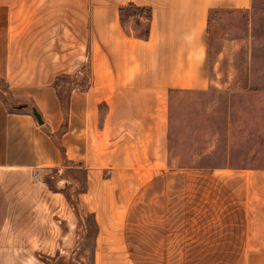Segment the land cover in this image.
<instances>
[{"label": "crops", "instance_id": "obj_1", "mask_svg": "<svg viewBox=\"0 0 264 264\" xmlns=\"http://www.w3.org/2000/svg\"><path fill=\"white\" fill-rule=\"evenodd\" d=\"M251 1L0 0V81L11 97L35 106L51 134L63 123L53 81L89 65L87 88L69 95L60 143L72 168L84 173L79 206L95 218L97 237L106 233L104 248H132V233L143 248L147 233L155 243L170 238V248H178L173 226L117 225L114 218H130L133 202L164 183L171 169V96L210 86V27L246 12ZM128 4L150 9L146 40L122 29L118 10ZM33 120L8 111L0 99V264H44L37 254L53 257L62 224L74 216L63 195L49 191L35 173L60 169L62 156ZM233 171L204 178L219 185L220 201L228 195L234 205V212L220 215L233 218L238 239L221 247L264 250V171ZM185 181L192 194L195 178ZM254 261L247 252L244 262Z\"/></svg>", "mask_w": 264, "mask_h": 264}, {"label": "rangeland", "instance_id": "obj_2", "mask_svg": "<svg viewBox=\"0 0 264 264\" xmlns=\"http://www.w3.org/2000/svg\"><path fill=\"white\" fill-rule=\"evenodd\" d=\"M125 21L132 34L141 33L146 24L142 19L136 25L131 17ZM210 30L212 83L201 92L171 96V169L163 176L164 183L153 186L145 199L133 202L130 218H114L117 225L173 226L178 231V248H170V238L167 243H155L151 238L154 233L146 234L145 248L135 233V248H104L106 233L98 238L95 218L81 210L78 218L69 213L62 224L64 236L56 249L60 258L55 264H246L247 252L252 253L254 264H264V250L221 247L236 244L238 239L231 224L233 218L220 215L234 212V205L226 199L228 195L220 201L219 185L204 180L213 172L216 177L232 176L236 168L264 171V0H252L246 12L226 15ZM4 91L9 92L0 81V99L8 111L31 116L29 100L7 97ZM20 105L26 108L16 109ZM36 127L46 130L47 126L43 121ZM218 168L226 170L220 172ZM35 173L42 180L53 176V183L58 181L53 184L60 191L57 193L71 198L85 186L84 173L79 169L68 168L58 175L49 170ZM187 177L195 178L192 194ZM31 235L32 239L39 237L38 233ZM225 239L232 242L219 243Z\"/></svg>", "mask_w": 264, "mask_h": 264}, {"label": "trees", "instance_id": "obj_3", "mask_svg": "<svg viewBox=\"0 0 264 264\" xmlns=\"http://www.w3.org/2000/svg\"><path fill=\"white\" fill-rule=\"evenodd\" d=\"M118 13H119L120 25L126 34L134 38L140 39V40L147 39L148 34H149V24L151 20L150 9L144 8V7H136L132 4H128L126 6L120 7L118 10ZM129 17H131L134 20V23L136 25H140V22L142 19L145 21L146 24L143 30L141 31V33L132 34L127 29L125 18H129ZM89 74H90L89 65L88 63H86L79 70H76L73 73L68 74V75L59 76L55 78V80L53 81L52 87L58 98L60 110L63 115L62 126L55 135L51 134L48 130H45V133L52 138L54 144L56 145V147L58 148L62 156V167L60 169L59 168L49 169V171L53 172V174L55 175L56 174L58 175L59 173L64 172L68 168L74 167L73 164L67 161L64 156V149L62 148L61 143H60V136L66 130V123H67V117H68V111H69V95L71 91L74 89H79L81 91H84L87 88L88 83H89ZM81 76L83 78L80 80ZM4 93L7 97H9L10 93L8 91H4ZM32 108L36 109L35 106L33 105H32ZM52 178L53 176L51 177L46 176L45 178H43L44 184L49 188L50 191L55 192V193L60 192L56 187L53 186V184L56 185L58 181L56 183H53L55 181L51 180ZM84 180H85V177H84ZM84 190H85V186H83L82 189H80V191L78 190V192L75 193V197L73 198H71L69 195L65 193L62 194L70 210L72 211L73 215L76 218H78L81 213V209H80L79 201H78V195L80 193H83ZM59 254H60L59 251H57L55 256L53 257H48V256L37 254V258L40 261H42L44 264H55L56 262L59 261V258H60Z\"/></svg>", "mask_w": 264, "mask_h": 264}, {"label": "water", "instance_id": "obj_4", "mask_svg": "<svg viewBox=\"0 0 264 264\" xmlns=\"http://www.w3.org/2000/svg\"><path fill=\"white\" fill-rule=\"evenodd\" d=\"M26 105H20L18 106L16 109L21 110V109H25ZM31 111V116L33 117L34 121L36 122V124L38 126H42L43 125V120L41 115L38 113V111L34 108H30Z\"/></svg>", "mask_w": 264, "mask_h": 264}]
</instances>
